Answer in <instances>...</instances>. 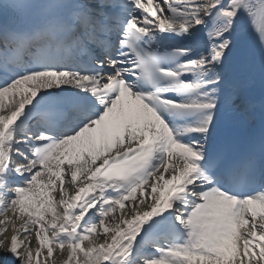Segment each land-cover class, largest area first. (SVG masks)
Here are the masks:
<instances>
[{
	"label": "snow or ice",
	"instance_id": "snow-or-ice-1",
	"mask_svg": "<svg viewBox=\"0 0 264 264\" xmlns=\"http://www.w3.org/2000/svg\"><path fill=\"white\" fill-rule=\"evenodd\" d=\"M0 217L15 264H264V0H0Z\"/></svg>",
	"mask_w": 264,
	"mask_h": 264
},
{
	"label": "bare ground",
	"instance_id": "bare-ground-1",
	"mask_svg": "<svg viewBox=\"0 0 264 264\" xmlns=\"http://www.w3.org/2000/svg\"><path fill=\"white\" fill-rule=\"evenodd\" d=\"M244 35H245V37L247 35H249L252 38L251 30L246 31ZM251 83L252 84L247 85V89L249 91V95H250V98L252 99L253 103L257 105V104H259L260 99H261L260 88H259V85L257 83H255V82H251ZM7 106H10V104L7 103L6 107ZM257 111H258V109H257ZM242 113H244V112L238 113L236 116L239 119H241L240 121H244V122L248 121L249 122L251 120V116L247 115L246 113L245 114H242ZM241 115H242V117H241ZM239 119H236V120H239ZM0 219H2V217H0ZM10 226H11V228H10ZM8 229L9 230L7 231V234L0 236V241H2L4 243V248L0 249V264L3 262V256L6 254L7 247H8V241L10 240L11 236L13 235L11 224H8ZM13 264H15V262Z\"/></svg>",
	"mask_w": 264,
	"mask_h": 264
},
{
	"label": "rangeland",
	"instance_id": "rangeland-1",
	"mask_svg": "<svg viewBox=\"0 0 264 264\" xmlns=\"http://www.w3.org/2000/svg\"><path fill=\"white\" fill-rule=\"evenodd\" d=\"M5 262V261H4Z\"/></svg>",
	"mask_w": 264,
	"mask_h": 264
}]
</instances>
